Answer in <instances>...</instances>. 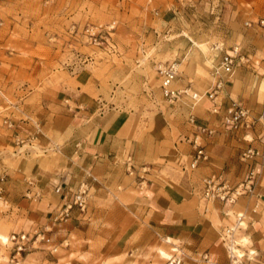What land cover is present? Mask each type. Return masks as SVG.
<instances>
[{"label": "rangeland", "instance_id": "obj_1", "mask_svg": "<svg viewBox=\"0 0 264 264\" xmlns=\"http://www.w3.org/2000/svg\"><path fill=\"white\" fill-rule=\"evenodd\" d=\"M260 17H264V0H0V124L4 117L13 123L8 129L16 127L17 120L38 121L26 106L39 97H51L54 89L64 85L96 98L100 103L97 115L118 114L124 119L126 132L122 134L128 137L132 129L136 131L133 137L140 140L155 114L164 115L170 123L185 114L188 121L189 112L196 115L207 102L202 97L193 109L188 99L169 103L161 93L156 67L175 61L179 73L174 85L183 87L180 84L185 81L201 94L216 61L211 50L216 43L224 49L238 44L248 56L233 77L240 75L248 83V107L259 113L264 101V86L260 87L264 28L247 27L245 22ZM4 133L0 126V135ZM129 147L127 141L124 157L116 160H130ZM28 149L42 154L37 139L21 148L0 144V169ZM17 150L20 153L14 154ZM187 160L181 156L176 165L157 159L163 163L160 177L185 175L180 162ZM7 209L4 199L0 200V234L7 238L13 232L31 236L45 228L49 229L46 233L55 229L48 225L38 229L16 216V209L7 215ZM130 221L123 220L115 239L108 219L100 227L80 223L79 230L71 232L62 226L54 253L39 244L14 257L11 241L0 240V264H163L166 258L157 249L164 248L171 255V244L145 230L138 220Z\"/></svg>", "mask_w": 264, "mask_h": 264}, {"label": "crops", "instance_id": "obj_2", "mask_svg": "<svg viewBox=\"0 0 264 264\" xmlns=\"http://www.w3.org/2000/svg\"><path fill=\"white\" fill-rule=\"evenodd\" d=\"M210 71L211 68L209 76ZM234 74L218 92L216 103L204 94L207 102L195 115L198 123L215 129L212 135L200 134L198 137L208 159L199 162L190 173L182 170L185 175L178 173L168 178L160 177L163 163H158L157 159L178 165L181 156L189 159L194 153L191 141L196 130L187 121V115L176 116L170 123L164 115L155 114L147 121L148 128L138 140L133 137L135 130L130 129L128 137L122 134L126 132L124 119L118 114L101 112L97 115L99 101L80 89L61 85L52 91L51 97L35 99L34 104L26 108L41 123V133L35 139L39 140L42 154H34L28 149L11 165L2 167L7 173L4 192L7 215L16 209V216L30 221L38 229L44 225L55 228L52 233L45 232L53 242L59 239L62 226L71 232L79 230L80 223L91 226L93 222L100 227L101 222L108 219L112 225L109 232L116 234L115 239L123 220H138L145 230L164 237L166 243L171 244L170 251L180 257L181 264H207L202 259L204 255L218 264H227V253L219 233L231 222V218L223 214L228 205L201 202L202 179L211 174H222L230 182L238 183L254 169L258 176L256 189L263 196V205L253 213L247 209L252 201L240 197L232 209L245 210L246 229L239 236L245 239V246L241 248L245 252L243 263L264 264L263 125L256 119L258 112L248 107V83L239 74V77H233ZM180 85L188 84L184 81ZM263 86L264 82L260 87ZM232 100L250 109L254 119L251 127L232 129L223 125L222 117ZM215 105L218 109L213 112ZM33 122L30 118L17 120L16 127H4L0 144L16 148L14 142L18 137L35 133ZM127 141H130L127 153L130 162L116 160L124 157ZM248 148L260 153L243 157ZM144 169L147 170L142 173ZM82 182L88 183L91 191L87 210L79 213L73 208L69 219L57 220L56 214ZM57 186L61 187L59 191H56ZM27 192L37 196L27 198ZM87 215L90 218L82 219ZM157 252L163 258L170 257L164 248L159 247Z\"/></svg>", "mask_w": 264, "mask_h": 264}, {"label": "built area", "instance_id": "obj_3", "mask_svg": "<svg viewBox=\"0 0 264 264\" xmlns=\"http://www.w3.org/2000/svg\"><path fill=\"white\" fill-rule=\"evenodd\" d=\"M252 24H256L257 26L264 28V17L257 18L255 21L247 20L245 22L247 27ZM96 39L97 37L94 36L95 42ZM211 50L216 53L214 56L216 61L211 65V81L203 94L191 90L190 86L176 87L174 85V81L179 73L177 67L178 64L175 61L160 64L156 67L160 79L161 93L169 103H176L182 99H188L193 107L196 102L204 96V94H208L209 98L216 103L215 99L217 94L224 88L226 81L231 78L240 64L248 61V56L243 54L241 47L238 44L230 46L229 49H224L223 44L216 43L212 45ZM217 109L218 106L215 105L212 111L216 112ZM256 119L263 125L261 136L264 137V101L262 103L261 111L258 113ZM188 122L195 127L196 136L191 141L194 145V153L186 163L180 162L181 168L184 172L192 171L197 167L199 162L206 161L208 159V154L198 137L200 134L212 135L215 132L214 128L206 124L198 123L197 118L192 111L188 114ZM222 123L232 129H238L241 127L249 128L254 124V119L251 116L249 108L242 107L237 101L232 100L222 117ZM33 124L35 128L33 136H27L25 138L18 137L15 140L16 147L21 148L25 144L30 146L32 140L35 139L37 134L41 133L40 124L38 122H33ZM0 126L11 128L13 127V123L11 120L4 117ZM16 153H20V151L17 150L14 154ZM259 153L260 152L254 148H248L244 151L243 157H252L258 155ZM257 177V172L254 169H250L246 178L238 183L230 182L222 174H211L202 179V186L199 190V199L205 204L219 202L228 205V208L223 212V214L230 217L231 222L223 226L219 233L221 242L227 253V264H244L243 257L245 256V252L243 255L237 256L235 252H233L232 247H243L238 244L237 238L240 233L246 229V226L244 227L242 225V222H245V210L236 211L233 210L232 207L236 204L240 197H246L252 201L251 205L247 209L253 213L260 209L263 205V196L256 189L258 183ZM6 179L7 173L4 169H0V200L4 199ZM91 179L93 181L96 180L94 177H91ZM60 189V186L56 187V191H59ZM36 196L37 194H31L30 192H27L25 195L27 198H34ZM90 197L91 191L88 183H80L78 188L72 192L69 200L64 204L61 210L58 211L55 218L59 221L69 219L73 208H76L79 213H84L87 210ZM48 231L49 229L45 228L42 232L35 231L31 236L24 232L11 233L8 236V239L13 245V251L15 252L14 257L16 255L21 256L22 253L30 248L39 246V244L45 245V248H47V250L51 253L57 251V244L52 241L50 236L45 234V232ZM202 259L207 264H218L211 261L205 255ZM163 264H181L180 257L176 256V254H171L170 257L166 258V261Z\"/></svg>", "mask_w": 264, "mask_h": 264}, {"label": "bare ground", "instance_id": "obj_4", "mask_svg": "<svg viewBox=\"0 0 264 264\" xmlns=\"http://www.w3.org/2000/svg\"><path fill=\"white\" fill-rule=\"evenodd\" d=\"M244 223L245 222H242V225L245 227L246 226V224L244 225ZM241 234V233H240ZM240 236V235H239ZM239 236H238V238H237V242H238V244L239 245H242L243 244V242H245V239H240L239 238ZM239 239V240H238ZM0 240L3 242V243H6L7 241H8V238L5 236V235H1L0 234ZM240 243H242V244H240ZM242 246H245V245H242ZM237 247H232V249H233V252H235V254L237 255V256H241V255H243L244 254V251L241 249V248H237ZM241 252V253H240ZM162 255H164V256H167V254L165 253V252H163V251H161L160 252ZM251 253H253V251H250V254Z\"/></svg>", "mask_w": 264, "mask_h": 264}]
</instances>
